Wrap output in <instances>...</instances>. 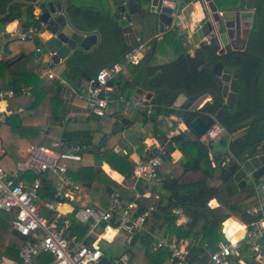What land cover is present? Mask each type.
Here are the masks:
<instances>
[{
	"label": "trees",
	"instance_id": "trees-1",
	"mask_svg": "<svg viewBox=\"0 0 264 264\" xmlns=\"http://www.w3.org/2000/svg\"><path fill=\"white\" fill-rule=\"evenodd\" d=\"M36 1L38 0H0V33L4 31L6 25L15 20H20L24 29L36 25L39 20L34 15V7L31 4ZM93 1L105 3L111 0ZM47 2L48 0L40 5L41 10L47 8ZM94 5L89 6L90 8H87V6L80 8L68 0L65 11L72 22L82 24L90 30L98 28L101 31L103 34L101 49L109 50L114 45L119 46V43H121L118 52L121 54L128 51L129 46L123 40L121 31V27L125 23L121 20L120 14L116 11L111 12V9L93 8ZM8 6L9 11L7 12ZM175 34V29H172L170 35L174 36ZM181 37V35L178 38L177 36L174 37V39H178L175 40L176 42L179 41L178 44L171 42L173 38L170 40L173 59L166 62H156V55L160 52L162 44L159 41H154L150 49L148 46L140 63L133 66L131 78L109 81V85H116L117 95L120 94L123 98V100L117 102L118 107L124 105L134 89L153 92V98L145 101L146 105L151 106L150 114L146 116L147 108H144L140 113L144 118L143 124L152 126L150 136L157 140L166 141L167 153L174 150L181 153L182 175L189 172L201 174L199 178L190 181H183L182 176L170 179H159L157 177L155 179L156 185L152 187V194L157 196L158 201L150 206L148 215L144 220L143 229L134 235L131 244L129 246L125 245L124 249V253H127L130 258L133 248L137 247L155 264H165L169 261V253L166 249H153V244L160 237L185 244L190 263H204L208 255L215 250L216 244L224 240L221 224L225 220L226 214L240 215L243 220H248L242 212L252 202H246L245 200L255 194L253 185H247L239 189L232 178L229 177L231 175L224 178L228 166L222 168L223 171L219 168L221 172L217 175L220 179L219 184H211L210 180L215 176L216 167L219 166L223 154L213 151L216 167H212L208 158V148L200 143L197 136H189L185 131L170 135L174 128L162 129L160 122L158 123V117L161 114L177 116L187 127L197 117L207 121L208 126L211 125L213 120H217L224 126L228 134H234L239 129L251 124L248 143L255 140L264 143V106L260 104L262 100L260 101L258 93L256 101H252L253 78L261 66L258 57L264 60V0H256L253 27L250 30L249 40L244 49L245 53L232 52L227 48L222 57H217L219 45L216 38H211L207 43H201L197 47L194 56L191 57L181 47ZM39 45L40 41L37 38L33 43L31 52L35 51ZM25 56L23 55L19 60L7 59L6 61H0V75L15 63L26 60ZM215 62L227 64L239 70L235 108L230 109L224 105L223 100L214 99L212 103H205L198 110H189L190 105L199 96L206 93L214 95L219 93V82L208 69V65ZM31 85L35 87L32 77L25 75L22 81L15 80L7 86H1L0 90H13L15 96H19L22 94L21 89L23 87L26 88ZM180 93L185 94L187 100L181 107L175 108L173 101ZM117 95L114 94V98H119ZM13 119L14 117L10 116L6 117L3 123L0 122V145L3 149L0 165L10 173L13 171L16 148L22 146L23 143H25L24 147L33 144V138L29 139L27 135L31 136L33 134L35 126H38V129L40 128L38 125L39 120L35 116L19 118L15 123H12ZM122 122L125 126L132 125L124 119ZM116 123L117 120L113 124L114 127ZM97 124L98 127L94 131L89 129L68 131L67 127L62 128L56 118L52 126L53 129L60 132L64 151L76 149L79 154L88 151L92 154V165L86 166L81 161H71L68 169V175L88 189L90 199L102 201V207L105 208L109 204L110 195L116 193L119 202L122 205H127L134 199L135 193L128 192L122 184L112 179L113 177L110 174L112 178L108 176L101 169V165L106 163L125 179H129L133 175L136 165L130 158V154L134 151L138 152L140 161H144L147 157L143 153V138L146 134H143V138L133 140L131 146L125 144L121 139L114 141L117 135L114 128L106 134L102 131L100 123ZM4 125H9L10 128L4 130V134H2ZM245 137L246 134L236 136L228 143H226L225 138L218 141L220 145L227 147L232 158L231 161L235 160L241 163L247 155L264 150V144L260 146L259 150L256 148V146H259L258 144L250 148L245 141ZM17 140L19 142L18 146L15 144ZM115 146H119L125 152H116L114 150ZM211 147L214 150V144ZM155 152L156 150L151 153ZM169 158V155L164 157L165 160ZM105 170L109 173L108 168H105ZM140 183L139 180L135 187L139 193H141L138 189ZM240 195L245 197L237 198ZM212 200L217 203V206L212 207L210 205ZM177 208L182 209L188 217V222L176 225L177 215L174 211ZM143 211V208H139L138 214ZM4 215L6 221L0 217V258L5 257L19 262L18 254L25 238L12 230L11 217ZM107 225L101 223L100 228ZM109 225L117 227L116 223L110 222ZM78 227H81V225H74L72 230L77 231ZM36 263L52 264V257L41 255L37 258Z\"/></svg>",
	"mask_w": 264,
	"mask_h": 264
},
{
	"label": "built area",
	"instance_id": "built-area-1",
	"mask_svg": "<svg viewBox=\"0 0 264 264\" xmlns=\"http://www.w3.org/2000/svg\"><path fill=\"white\" fill-rule=\"evenodd\" d=\"M181 12L180 9L174 13L173 25L184 29L185 21ZM221 15L222 12L218 11V16ZM44 27L45 24L39 21L24 29L17 39L33 42L39 39ZM148 42L132 47L124 56V65H138L148 48ZM121 69L122 66L117 63L110 64L101 67L90 78L85 102L91 113L102 117L108 105L114 102L113 86L109 85V81ZM14 96L13 90H0V100ZM117 100L121 101V98ZM226 134L224 126L213 120L199 136L200 143L208 148L212 167H216V163L211 146ZM62 146L61 139L49 145L31 144L15 159L11 173L0 165V212L11 217L12 230L25 238L18 254L20 261L1 257L0 264H33L34 259L41 255L51 256L52 264H128L130 258L124 252L109 263L103 261L102 232L93 242L85 244L77 240L72 227L81 225L92 232L97 225L109 224L116 218L117 227L125 233V244L129 246L134 235L143 229L150 206L138 203V194L132 202L122 205L118 195L113 193L105 208L80 205L70 215H61L58 207L71 200L80 190L79 183L68 175L69 162L81 160L76 151H64ZM170 154L163 147L151 153L146 160L138 161L133 170L134 178L157 179L161 162ZM237 163L241 165L238 161ZM253 188L254 196L245 200L252 203L242 212L248 220H243L240 215L229 214V217H225L221 224L224 240L216 244L215 250L204 263H190L185 244L164 237L158 238L153 248L168 251V264H264V177L254 181ZM139 208L144 211L138 214ZM174 212L177 215L176 225L188 222L182 209L177 208ZM233 219L240 226L232 228L228 233L226 222ZM235 235L239 236L238 239H234Z\"/></svg>",
	"mask_w": 264,
	"mask_h": 264
},
{
	"label": "crops",
	"instance_id": "crops-1",
	"mask_svg": "<svg viewBox=\"0 0 264 264\" xmlns=\"http://www.w3.org/2000/svg\"><path fill=\"white\" fill-rule=\"evenodd\" d=\"M48 1H52L55 6H59L63 2V0ZM64 1L66 10L68 0ZM70 1L76 7L80 8H84L85 6H87L88 8L89 6L95 4L93 8L104 10L112 8V10H115L112 4V0L105 3H97L93 0ZM210 1L213 2V4L215 5L214 0ZM208 3H206L205 0H187V3L183 6L181 10L183 19L185 21V28H178L180 30H176V34L174 36L170 35V31L172 30L171 29L166 34H160L159 38L157 39L154 38L155 34H153V32L146 34L145 42L149 41L147 44L149 46V49L150 47H152L154 41H159L162 46H166V44L168 46V44L170 45L171 42H173V44H178L179 41L176 42L178 39L176 40L174 39V37L176 38L177 36L178 38L179 35H181V47L184 48V50L188 53L189 56H194L197 47L201 43H207L209 41V39H204L203 41L197 44L192 41V36L194 35L195 29H197V27H200L210 15ZM40 5L38 7H34L33 13L37 17V19L41 11ZM217 10L221 11L222 9L217 8ZM121 20L123 21L122 17ZM92 30H97L99 33V43L97 44V46H95V48H93V50H91L90 52L78 55L77 58L75 57L70 62L71 66L66 67L64 63H60L58 65L52 64L50 61H48L47 55H41L39 57L36 55V53L43 51V42L49 37L45 33L44 28L41 32V36L39 37L40 45L37 48L38 50L36 49L35 51L31 52V48L33 47V43L35 41H26L22 43V41H19L17 39L18 35L24 31L22 22L20 20H15L6 25L4 31L0 33V61H6L7 59L19 60L23 55H26V60L15 63L10 68H8V70H5L3 74L0 75V87L4 85L7 86L15 80L22 81L25 75L28 77H32V82L35 87H33L32 85L26 88L23 87L21 89V95H16L12 98L0 100V122L3 123L5 118L10 116L14 117L12 123H15V121H17V119L19 118L35 116L39 120L38 125L40 126V128L38 129V126H35L33 134L31 136H29L28 134L27 137L29 139L33 138V140H36L37 142H33V144L36 145H49L51 142L57 139H61L60 132L53 129L52 126L53 121L56 118L61 124L62 128L67 127L68 131H81L87 129L94 131L97 129V123L99 122L104 133L108 134L110 130L114 128L117 133L114 141L121 139L127 145L133 144V140L139 139L140 137L143 138V134L145 133L146 136L143 138V153H145L147 159L149 157L148 154H150L153 150L157 151L158 149L163 148L164 146L167 147L166 141L157 140L150 136L152 126L150 124L144 125V118L140 114L144 108H147V111L149 109V113H147L146 116L150 114L151 106L146 105L145 101H149L153 98V92L151 98L149 100H146L145 94L151 91L144 89H134L128 100L124 103V105L118 107L117 102L119 100H117V98H114L113 96L114 94L117 95L118 93L115 85L113 86L112 94L114 102L108 105L107 109L105 110L104 116L98 118L96 117L97 115L95 116L87 108L85 102V95L87 88L89 87V80L98 69L110 64H119L120 66H122V69L113 78L117 81L121 79L131 78L134 69L133 65H124V54L127 51L121 54L120 52H118L121 43H119V46L114 45L109 50H103L101 49L103 34L98 28H92ZM171 38H173V40H171ZM123 40L128 45L124 34ZM217 43L220 49L221 45L218 41ZM3 44L7 45V54L2 52ZM163 48L160 49L162 50ZM227 48L228 47H226V49ZM146 51L142 54V58L145 55ZM173 57L174 56L171 52L168 57V60L166 61L173 59ZM117 96L120 97L121 100H123L120 94H118ZM205 99L207 100L204 101ZM186 100L187 96L183 93H180L177 98L173 101V106L175 108H179L186 102ZM212 101L213 100L211 99L210 95H201L190 105L189 110H198L205 103H212ZM123 119L127 122L132 123V125H123ZM115 120H117V123L114 127L113 124ZM159 122L161 124L160 126L162 127V129L170 127L174 128V126L176 125V129L174 128L170 132V135L177 134L180 131H185L187 135L192 137L197 136L199 140V136L196 135L189 127H187L177 116L161 114L158 117V123ZM9 128V125H4L2 127V134H4V130H7ZM234 134H228L227 132V134L224 135L222 138L230 137L231 139H233ZM17 137L19 138V135ZM228 141L226 143H228ZM18 143L19 142L17 140L15 144L18 146ZM21 145L22 146L17 147L15 150L14 161L24 153V150L27 147H24L25 143ZM114 150L118 153L125 152V150H122L119 146H115ZM70 151L77 150L71 149ZM2 154L3 149L0 145V157L2 156ZM79 155L81 157L80 161L83 165L89 166L93 164V156L89 151L83 152ZM130 158L135 163L140 161L139 153L136 151L130 154ZM163 161H168L170 165L174 166L172 167L170 165H166L161 169L159 166V179L178 178L181 176L183 179V176L187 174L186 173L182 175V172L180 173L178 171L179 167L180 169L182 168L180 166L181 153L178 150L172 151L170 154V158L166 160L164 159ZM178 163L180 165L176 167L175 165ZM229 163L230 159L223 155V158L219 164V168L222 170V168L226 167ZM105 168L109 169V173L110 170H112L118 175L112 177L114 178V180L116 179L115 181L122 184L128 190V192H134L135 195L138 194V196H140V198L137 200L138 202L151 206L152 204L158 201L157 196L152 194V187L156 185L155 180L142 178L135 179L133 175L129 179H125L123 176L111 169L106 163H103L101 165V169L107 174ZM139 180L141 181V183L139 184L138 189L141 193H139V191H137V189L135 188ZM210 203L211 205L213 204L214 206H217V203L214 200H212ZM80 205H87L90 207L103 206L102 201L91 200L88 189L80 185V190L74 194L71 200L62 203L58 207V210L61 215H70V212L76 207H79ZM228 222L229 224L225 226L226 231L228 233H230L228 229L232 224L236 228L240 226V224L234 219L231 221L229 220ZM112 223H117L116 218L113 219ZM101 232L103 236V239L101 240V250L103 253L102 259L105 263H109L114 258L118 257L124 252L126 245L124 232L119 230L118 227H112L109 224L104 228H100V225H97L92 232L87 231L83 226L78 227L77 231H73L77 240L85 244L93 242L96 236ZM234 239H238V237L234 236ZM106 250L111 251L112 255H107ZM37 258L34 259L33 264L37 262ZM165 264H168V262Z\"/></svg>",
	"mask_w": 264,
	"mask_h": 264
},
{
	"label": "water",
	"instance_id": "water-1",
	"mask_svg": "<svg viewBox=\"0 0 264 264\" xmlns=\"http://www.w3.org/2000/svg\"><path fill=\"white\" fill-rule=\"evenodd\" d=\"M44 1L38 0L31 4L33 7H38ZM205 2H209L210 15L200 27L195 29L192 41L197 44L204 39L216 38L221 45L217 57H222L226 47H229L232 52H243L242 49H237L233 45L242 29L248 31L252 29L256 0H241L236 7L222 9L221 16H218V10L213 2L210 0H205ZM186 3L187 0H112L115 11L121 15L123 22L126 24L121 27V31L129 45L128 51L138 43H144L146 34L153 32L156 36L175 29L173 25L175 21L174 13L180 9L182 10ZM38 20L45 24L44 30L49 37L43 42V51L36 53V55L38 57L47 55L48 61L54 65L64 63L66 67H70V62L75 57L90 52L99 43L97 30H88L84 25L72 22L65 11L64 0L59 6H55L52 1H48L47 8L40 11ZM2 52L8 53L6 44H3ZM260 61L262 67L253 81V102L256 98L255 82L264 68V62ZM208 69L219 82V93L217 95L208 93L204 95H210L212 100L221 99L228 108H235L239 70L219 62L210 63ZM151 96L152 92H147L145 99L149 100ZM261 106H264V104ZM250 126L251 124L248 129ZM207 127V122L200 117L195 118L189 125V128L198 136L203 134ZM248 138L249 132L245 138L246 142ZM107 174H111L113 177L118 176L112 170ZM228 175H231L232 180L239 189L247 186L249 179L251 182L260 180L264 177V152L247 155L241 165H238L237 161L234 160L227 167L224 178ZM226 217H229V214H226Z\"/></svg>",
	"mask_w": 264,
	"mask_h": 264
},
{
	"label": "rangeland",
	"instance_id": "rangeland-1",
	"mask_svg": "<svg viewBox=\"0 0 264 264\" xmlns=\"http://www.w3.org/2000/svg\"><path fill=\"white\" fill-rule=\"evenodd\" d=\"M214 1H215L216 8H218V9H224V8L230 9V8H233V7L238 6V4L240 3L241 0H214ZM111 12L114 13L115 10H112V8H111ZM176 30L178 31L180 29L175 28V31ZM163 46L161 48H163ZM170 53H171V45L168 44V46H167V44H166V46H164V48L162 50H160V52L156 55V62L157 61L158 62H163V61L168 60V57H169ZM206 100L207 99H205L204 101H206ZM165 122H168V121H165ZM174 125H172V126H174ZM174 128L176 129V125L174 126ZM240 134H242V131L239 132V133H237V134H234L235 136L233 135V138L236 137V136H238V135H240ZM227 139L229 140V137L228 138L225 137L226 142L228 141ZM33 142H37V141L36 140H33ZM213 144H214V151L216 153H221L225 157L229 158L230 161L232 160V158L230 157V155L228 153L227 147L225 145H220L218 142H214ZM164 147H166V146H164ZM166 165H170V163L168 161H163L161 163V165H160V169L162 167L166 166ZM178 165H180V164L178 163L175 166L177 167ZM170 166L173 167L174 165H170ZM178 169H179L178 171L181 173L182 172V170H181L182 168L180 169V167H179ZM216 171L217 172H216L215 176L210 180V183L211 184H214V185H217L220 182V179L217 176L219 173H221L220 172V169H219V166L216 167ZM200 176H201V174L198 173V172L197 173L196 172L195 173L194 172H189L185 176H183V181L195 180V179L199 178ZM248 185H253V182H251L250 179L248 180ZM260 195H262V194H260ZM242 197H245V196L240 195L237 198H242ZM210 205H211V203H210ZM211 206L213 207L214 205L212 204ZM0 217L3 220L6 221L5 215L3 213H1V212H0ZM7 223H9V222H7ZM228 224H229V222L227 221L226 222V226ZM106 254L107 255H110V256L112 255L111 251H109V250H106ZM128 264H155V263H153L149 257H146L145 254H143V251H141L137 247H134L133 248L132 256H130V260H129V263Z\"/></svg>",
	"mask_w": 264,
	"mask_h": 264
},
{
	"label": "flooded vegetation",
	"instance_id": "flooded-vegetation-1",
	"mask_svg": "<svg viewBox=\"0 0 264 264\" xmlns=\"http://www.w3.org/2000/svg\"><path fill=\"white\" fill-rule=\"evenodd\" d=\"M176 28V27H175ZM249 33H250V31H248L247 29H242L241 31H240V33H239V36H238V38L234 41V47L235 48H237V49H242V51L243 52H240V53H245V51H244V49H245V47L247 46V43H248V40H249ZM159 36H160V34H158L156 37H155V35H154V37L157 39V38H159ZM229 48V47H228ZM230 49V48H229ZM259 58V60H262L260 57H258ZM263 62H264V60H262ZM260 63H261V66H260V68L262 67V62L261 61H259ZM259 68V69H260ZM259 71V70H258ZM258 71H257V73H258ZM256 73V74H257ZM256 76V75H255ZM255 78V77H254ZM254 78H253V81H254ZM238 80H239V78H238ZM255 88H256V95H257V93H258V95H259V97H260V101H261V105H263L264 104V68L262 69V71H261V73L259 74V76L257 77V79H256V82H255ZM256 99V98H255ZM256 101V100H255ZM250 125V124H249ZM249 125H247V126H245V127H243V128H241V129H239L235 134H237V133H239V132H241L242 131V134H240V135H238V136H242L243 134H246L247 135V133L249 132L250 133V128H251V126H250V128L248 129V127H249ZM246 138V137H245ZM246 141V140H245ZM256 141V140H255ZM252 141V142H250V143H248V141L246 142V143H248V145H249V147L250 148H253V147H255V145L256 144H258L259 146H256V148H257V150H259L260 149V146H262L264 143L262 142V141ZM262 152H264V150L263 151H257V152H254V153H262ZM253 153V154H254ZM233 161H230V163L229 164H231ZM229 164L227 165V166H229ZM228 177V176H227ZM229 177H231V176H229Z\"/></svg>",
	"mask_w": 264,
	"mask_h": 264
},
{
	"label": "bare ground",
	"instance_id": "bare-ground-1",
	"mask_svg": "<svg viewBox=\"0 0 264 264\" xmlns=\"http://www.w3.org/2000/svg\"><path fill=\"white\" fill-rule=\"evenodd\" d=\"M224 161H225V160H224ZM232 228H236V227L232 224V225L229 227L228 230L230 231ZM239 235H241V233H240ZM235 237H239V236H236V235H235Z\"/></svg>",
	"mask_w": 264,
	"mask_h": 264
}]
</instances>
